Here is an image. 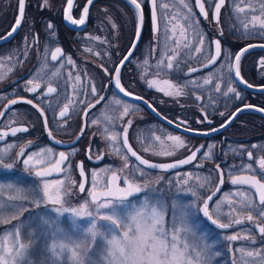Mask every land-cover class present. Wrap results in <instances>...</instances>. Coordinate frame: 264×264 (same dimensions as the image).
I'll return each instance as SVG.
<instances>
[{"label":"flooded vegetation","instance_id":"flooded-vegetation-1","mask_svg":"<svg viewBox=\"0 0 264 264\" xmlns=\"http://www.w3.org/2000/svg\"><path fill=\"white\" fill-rule=\"evenodd\" d=\"M138 2L142 4L144 20L137 39V12L128 0H93L91 5H86V0H74L72 15L75 19L81 18L84 6L89 7L84 25H73L64 18L66 0H49L47 7H42V0H25L24 19L15 32H12V28L18 18V0H0V41L11 36L8 42L0 44V113H3L13 99L32 100L33 104L43 108L48 120L45 127L44 117L37 108L25 102H17L7 111L0 120V132L21 125L27 126L28 131L19 132L15 136L8 135L7 139L0 143V151L7 149L9 145L13 146L10 159L6 161L13 164V168L7 170L0 166V179L3 176L1 174H12L16 177L15 182L20 187L23 186L31 196V186L35 183L36 176L31 167L26 169L20 162L17 153L21 147L34 150L51 148L53 158L60 152L67 155V163L76 170L77 179L74 174L71 179H75L78 185L81 176L77 165L83 162L88 176L85 192H79L80 196H83L91 187V167L107 166V170H119L123 165L120 156L110 150L103 129L108 126L110 131L121 133L127 128L133 149L150 162L171 164L188 158L192 153H196V158L191 163L168 171L147 169L139 165L135 157L125 149L129 168L122 173L118 171V175L131 178L130 174L136 166L144 168L148 174L149 191L155 189L161 200L169 203L170 199H176L179 206L184 205L188 211L189 224L197 233L206 236L210 244L213 245L214 242V247L219 245L233 253L238 246L264 243V237L260 236L255 227L256 224L264 225V217L258 216V211L264 206L258 204V197L254 196L253 190L247 186L233 185L229 175L240 173L250 163L255 168L257 159L264 156V111L256 110L264 109V66H261V61L264 60V30L257 27L244 32L236 17H248L249 10L246 9L245 13L235 12V5L241 4V0H225L219 23L213 19L212 5L217 0H203L208 11L207 19L200 13L196 0H184L191 8V13H188L180 0H156L159 25L157 32L152 22L150 0ZM162 3H167L169 8L162 9ZM249 3L259 13V6L264 0H243V5ZM166 14L167 18L177 15L179 24L187 28L186 34L190 41V47H185V41L181 39L180 46L176 48L177 58L173 61V69L161 73L159 77L160 80L168 79L173 83L186 85L185 95L180 97L165 95L164 92L157 91L156 87H149L146 82L153 78L156 64L166 51V46H173V41L165 38ZM183 16H188V20L184 21ZM177 21L172 23L176 24ZM49 23L53 25V29L46 27ZM113 24L116 25L115 28ZM200 36L203 37L204 44L201 51L195 53L192 49L197 47V39ZM95 37L99 39H94ZM215 40L221 42V55L215 64H209L214 55ZM56 47H60L65 56L58 61H52L50 55L46 59L45 50L51 52ZM246 47L248 50L240 60V76L247 82L244 83L235 76L234 71L229 72V61L226 57L227 54L235 57ZM67 56L75 61V66L66 62ZM145 61L151 65L147 69V76L144 75ZM116 68L120 71L121 85L131 95H124L115 86ZM53 69L58 73L55 80L51 78ZM38 73L42 78L39 81V91H27V88L33 87L27 81L33 79L35 83L34 78ZM77 75L81 78L80 82L74 79ZM208 78H211L212 82L205 84L204 80ZM49 82L56 88V92L51 96H42ZM217 84L220 85L219 92L215 90ZM248 84L252 87H248ZM73 85H76L75 97ZM92 85L96 87V95L91 92ZM228 86L239 93V98H236L235 93L224 95ZM158 87L167 90V86L162 83L158 84ZM100 97L103 99L96 103ZM68 100H73L74 106L70 108V115L65 118L64 123L58 113ZM117 100L121 102L119 105L115 103ZM92 104L95 106L90 107ZM124 105H127L130 111L127 116L121 118ZM233 114L235 119L226 124ZM105 116L111 118L110 125ZM94 120H99L100 123H93ZM128 120H131L130 127L127 126ZM49 129L51 136L48 135ZM169 135L181 137L186 147L179 149L172 156L153 154L158 151L159 145L155 137L159 136L170 144V141H166ZM79 136L76 144L62 145L74 142ZM149 144L153 150L144 151V147ZM89 148L91 159L88 158ZM209 149L211 158L207 155ZM248 152L253 155L251 161L247 157ZM97 156L102 158L97 159ZM220 171L224 173L222 185L218 183ZM189 173L193 179L185 185L183 181L188 179ZM66 175L64 172L61 176L46 179L54 181L64 179ZM197 176L210 178L209 184L198 189L199 199L188 191L190 188H197L194 179ZM102 177V182L109 179L106 174ZM136 179L144 185L143 177L137 176ZM119 183L124 186L122 178ZM217 186L220 188L219 192H215ZM213 192L215 195L209 201V211L214 219L217 217L215 205L223 201L226 194L247 192L254 201L253 221H247L245 218L243 224L226 229L213 225L199 210L204 199ZM143 195L144 193H141L140 196ZM66 198L65 196V200ZM80 200L79 196L72 198L75 206L80 204ZM192 201L196 203L193 204ZM227 211L225 203L219 214L220 222L228 223V217L225 215ZM233 234H240L242 237L247 235L250 238L236 241L226 239ZM252 239L255 243L251 242Z\"/></svg>","mask_w":264,"mask_h":264},{"label":"snow or ice","instance_id":"snow-or-ice-1","mask_svg":"<svg viewBox=\"0 0 264 264\" xmlns=\"http://www.w3.org/2000/svg\"><path fill=\"white\" fill-rule=\"evenodd\" d=\"M93 0H86V5H91ZM131 5L134 6L137 12L138 30L136 38H139V28L143 25V8L141 2L138 0H128ZM180 3L188 13H191L184 0H180ZM196 4L199 7L200 13L205 19L208 17V11L205 9L203 0H196ZM225 0H217L212 5L214 8L213 19L216 23H219V16L221 8L224 6ZM235 5L236 13H245L246 9L249 10L248 17L237 15V19L241 22V28L245 33L250 28L264 30V3L260 4V11L257 13V9L251 4ZM49 6V0H42V7ZM74 7V0H66V10L64 18L73 25H84L89 13V7L84 6L82 8V15L80 19H75L72 15V9ZM156 0H151V17L154 25V30L159 31V25L157 22V11H156ZM162 9H168L167 3L161 4ZM25 14V0H18V18L15 21V26L12 28V32H15L20 27L21 22L24 19ZM184 21L188 20V16H183ZM173 21H177V15H171L170 18L165 20V38L173 41V46L170 48L166 46V51L162 54L161 58L156 64V70L153 73V78L147 80L149 87H156L157 91L164 92L165 95L173 97H180L185 95L184 87L186 85L173 83L171 80L164 79L160 80L159 77L163 72H170L174 65L173 61L177 58L176 48L180 46L181 39L185 41V47H190V41L187 36V28L179 24H173ZM179 25V31L177 26ZM116 27L115 24L112 25ZM190 26V25H189ZM48 29H53V25L49 23L46 26ZM54 34V33H53ZM223 35V31H221ZM94 39H99L95 37ZM214 55L211 57L209 64H215L216 60L221 55V42L215 40L214 42ZM204 44V39L200 36L197 39V47L193 48L192 51L198 53L201 51ZM135 44L132 45V48ZM248 49L247 47L240 51L239 54L232 57L231 54H227L226 59L229 61L227 64L229 72L235 73L236 77H239L242 82L243 78L240 76V60L244 52ZM91 51V49H87ZM171 52V54H169ZM98 54V53H97ZM50 55L52 61L58 60L60 57H64L65 54L60 47H56L54 51L48 52L45 50V57ZM128 55H131L129 51ZM126 59V57H125ZM68 64L75 66V61L70 56L65 57ZM122 66V65H121ZM208 66V65H205ZM261 66H264V60L261 61ZM63 67V65H61ZM151 65L148 61H145L144 75L147 76L148 68ZM105 71H107L105 69ZM115 86L119 88L124 95H131L127 92L120 83V71L119 68L115 70ZM195 71V69H193ZM52 76L58 75L57 72L51 73ZM71 76V73H69ZM27 81L29 85L33 87L27 88L29 92H37L40 88L39 81L42 79L37 74V77ZM77 82H80L81 78L77 75L74 78ZM211 78L204 80L205 84L211 83ZM164 84L167 86V90L164 87H158V84ZM248 87H252L248 84ZM75 97L76 85H73ZM215 90L220 91V85H215ZM56 92L49 82L46 86V91L42 93V96H51ZM91 92L96 95V87L92 85ZM235 93L236 98H239V93L236 90L228 86L224 95ZM138 99H141L137 97ZM103 99L100 97L99 100ZM197 99H200L197 97ZM25 103L32 104L33 107L37 108L41 116L44 117V124L47 127V116L44 114L43 108L39 105L33 104L32 100H25ZM15 99L10 101V104H15ZM117 105L121 102L115 101ZM73 100H68L64 103L63 107L59 110V118L62 122L66 123L65 118L70 115V108L73 107ZM94 107L95 105H89ZM251 107V106H248ZM243 109H241L242 111ZM257 111H264V109H256ZM130 109L127 105L123 106V116H127ZM3 113H0L2 116ZM223 115V113H221ZM206 118V117H205ZM235 119V114L228 119L226 124H230ZM105 120L110 125L111 118L105 116ZM93 123H100L99 120H94ZM127 126H131V120L127 121ZM226 126V125H225ZM26 127L10 128V132H0V139H4L9 134L15 136L18 132H27ZM83 134V133H81ZM103 134L109 142V148L116 155L120 156L123 161V165L119 170H95L91 173V187L88 192L89 199H85L78 206H71L65 200V196L70 194L71 186L76 185L75 180L70 179L71 164L65 163L68 157L65 153L60 152L56 158L52 156V149H42L36 153L29 154L25 157L26 149L21 147L17 153V158H22V163L25 168L31 167L36 177L40 178V184L31 190V196L26 194L25 189L20 187L18 184L14 185L12 182L0 181V224L11 223L12 220L19 219L24 212L29 211L27 201L34 208L43 207L42 212L34 214V223H36L39 230L37 231L29 229L25 235L28 237V242L22 240L21 233L24 228V224L13 225L11 231H5L0 236V264H208L207 249L197 250L190 247L187 235L189 232L187 224L186 211H177L175 202H173V219L171 224L165 222L166 209L161 202L157 190L152 189L149 191L147 184L149 183L148 174L144 168L139 165L145 166L147 169H161L168 171L172 168L180 167L184 164L191 163L196 158V153H192L186 159L177 161L171 164H155L149 160L142 158L133 150L131 144L128 142L127 128L121 133L110 131L109 127L106 126L103 129ZM48 135L51 136L52 132L49 129ZM156 141H159L158 151L153 154L162 156L175 155L176 151L186 147L184 140L179 136H167L166 141H170L167 144L165 140H161L159 136L155 137ZM31 142H29L30 144ZM59 143V141H57ZM141 143H143L141 141ZM13 146L9 145L7 149L0 151V166L3 169L10 170L13 168V164L5 163V159L8 157L10 150ZM131 153L132 157L139 162V165L133 169L130 176L118 175V171L122 173L125 169L129 168L128 156L125 153ZM152 145L144 147V151H152ZM91 159V148L88 150ZM47 154V159L45 158ZM208 158H211V149L208 150ZM248 159L251 161L253 155L251 152L247 153ZM102 156H97V159H101ZM79 174L82 177V182L78 185L79 192H85V185L88 183V177L85 174L83 162L77 165ZM219 169V165H217ZM66 172L69 175L65 176L64 179H57L49 181L46 178L52 176L54 173ZM101 172L109 176L107 182H102L100 179ZM231 183L233 185L247 186L253 190L255 197H258V204L264 206V156H260L256 161V167L253 164H247L244 169L238 174H231ZM144 178V185L142 186L136 177ZM220 185L223 184V171L219 173ZM123 179L124 186H120V179ZM193 176L191 173L188 174V179L183 181V184H188L189 180H192ZM197 188L188 189L192 196L198 197V189L205 187L206 184L210 183L208 177H195ZM65 180L69 183L66 185ZM157 183L159 180L156 181ZM5 189L8 190L5 196ZM99 189V190H98ZM220 188L217 186L215 192H219ZM207 196L204 199L202 207L199 209L203 212V215L207 217L213 225L218 228L226 229L233 225H240L244 223L245 218L247 221H253L252 215L253 210V198L248 195L247 192H236L231 195L226 194L223 201L216 203L215 208L217 217L214 219L212 213L209 211V201L212 200V196ZM139 193H144L138 200L131 201L130 197L136 196ZM17 203H9V202ZM193 204L196 201H192ZM226 203L228 207L225 215L228 217V223L220 222L219 214L221 212L222 205ZM51 205V207H49ZM7 212V215L5 213ZM194 214V213H193ZM235 214V218H233ZM258 216L264 217V207H261L258 211ZM33 219V217H29ZM65 221L68 224V230L65 231L63 224ZM104 222V223H101ZM255 227L258 229L260 236L264 237V225L256 224ZM250 237L240 234H233L226 237L229 241H236L238 239H249ZM41 241V259L34 261L31 258L30 248L32 244L37 240ZM255 243V240H251ZM95 246L96 251L93 252ZM214 246L210 245L209 247ZM241 257L252 258L253 264L259 259L260 264H264V252L259 250H245L239 249ZM92 253V255H89ZM219 255V252L213 253ZM99 256V259H93L95 256Z\"/></svg>","mask_w":264,"mask_h":264},{"label":"rangeland","instance_id":"rangeland-1","mask_svg":"<svg viewBox=\"0 0 264 264\" xmlns=\"http://www.w3.org/2000/svg\"><path fill=\"white\" fill-rule=\"evenodd\" d=\"M53 72H55L54 69H53L52 73ZM56 77H57V75L56 76H52L51 75V78L53 80H55ZM42 149H47V148L42 147L41 149L37 148L36 150H34V149H26L25 157L27 155H29V154L36 153V152H38V151H40ZM10 156H11V154L9 153L8 157L5 159V163H7L6 161H8L7 160L8 158L10 159ZM45 158L46 159L48 158L47 154H45ZM22 159H23V157L20 158V162L21 163H22ZM72 168L73 167H71L70 179H71V176L73 174L76 177V170L74 171ZM107 168H108L107 166L101 167V168L91 167V169L89 170L90 178H91V173H92L93 170H95L97 172H100V170H102V169L107 170ZM1 175H3V176L0 179V181L12 182L14 185L18 184V183L15 182V178L16 177H13L12 174H9V175L1 174ZM67 175H69V173H67ZM104 175H105V173L101 172L100 179L103 178L102 176H104ZM76 179H77V177H76ZM47 180H49V179H47ZM71 180H75V179H71ZM65 183L68 184L69 181L65 180ZM39 184H40V179L36 177L35 183L33 184V186H31V190L33 188H35L36 186H38ZM90 185H91V181H90ZM22 188H23V186H22ZM26 189H28V187H26ZM7 192H8V190L5 189V196L7 195ZM88 192H89V189L87 190V192L83 196H80L79 190H78V183H76L75 186H71V192H70V194L66 195V197H67L66 201H67V203L69 205L75 206V203L73 204L72 198H75L76 196L77 197L78 196L81 197V200H80V203H81L85 199H89ZM26 194H28V193H26ZM136 200H138V198L135 199V200H132V201H136ZM161 202L163 203V205H164V207L166 209V212H165V222H166V224L170 225L171 222H172V219H173V202H175L177 211H186L187 224H188V228H189V232H188V235H187L188 243H189L190 247L195 248L197 250H201V249H205V248L207 249L208 264H253L252 258H248V257L242 258L241 257V253L239 252V249L243 248L245 250H261V252H264V250H263L264 249V243H262V242H258L256 244L249 245V246H247V245L238 246L236 249H234L232 251L233 253H231L230 251L226 250L222 246L219 247V245L218 246L216 245V247H214V246L209 247L212 244L209 243L207 237L197 233L192 228V226L189 224L188 211H187L186 208L183 207L184 205L183 206H179V201L176 200V199L175 200L170 199L169 203L166 200L165 201L161 200ZM9 203H17V202L13 201V202H9ZM24 203L27 204L29 211L24 212L23 215L19 217V219L12 220L11 223L0 224V236H2L5 233V231H11L12 228H13V225H18V224H21V223L24 224V228L22 229L21 237H22V240H24L25 242H28V240H26L27 236L25 235V233L29 229L35 230V231H37V234H39V230L37 228V225H36V223H34V214L37 213V212H42L44 209H43V207L34 208L27 201H25ZM49 207H51V205H49ZM5 215H7V212L5 213ZM29 217H33V219H29ZM101 223H104V222H101ZM63 228L65 229V231L68 230V224H67L66 221L63 224ZM238 242H240V241H238ZM215 244H218V243L215 242ZM95 251H96V248L94 246L93 247V252H95ZM215 252H219V255H214L213 253H215ZM30 254H31V258L34 261L38 262L39 259H41V241H40V239H37L32 244V246L30 248ZM89 255H92V253H90ZM93 259H99V256L97 255V256L93 257ZM255 264H260L259 259H257Z\"/></svg>","mask_w":264,"mask_h":264},{"label":"water","instance_id":"water-1","mask_svg":"<svg viewBox=\"0 0 264 264\" xmlns=\"http://www.w3.org/2000/svg\"><path fill=\"white\" fill-rule=\"evenodd\" d=\"M150 3H151V0H150ZM76 28V27H75ZM11 39V36H9V37H6V38H4L3 40H1L0 41V44H2V43H5V42H8L9 40ZM54 51V50H53ZM61 58V57H60ZM59 58V59H60ZM58 59V60H59ZM127 59H128V57H127ZM58 60H56V61H58ZM126 61V60H125ZM16 101L17 102H24L25 101V99H16ZM12 105L13 104H8L6 107H5V109H4V111H3V115L1 116V118H0V120L3 118V116L7 113V111L12 107ZM157 114V113H156ZM158 115V114H157ZM159 116V115H158ZM48 125V124H47ZM20 127H26V128H28L27 126H24V125H21V126H15V127H13V128H20ZM8 132H10V130H8ZM19 133V132H18ZM9 135H11V134H9ZM12 136V135H11ZM7 139V137H5L4 139H0V143L1 142H4L5 140ZM79 139H80V136H79V138H77L74 142H72V143H70V144H62L63 146H72V145H74V144H76L78 141H79ZM128 142H129V144H131L130 143V141H129V139H128ZM132 146V145H131ZM133 148V147H132ZM134 150V149H133ZM64 153V152H63ZM138 154V153H137ZM139 155V154H138ZM67 156V155H66ZM142 157V156H141ZM143 158V157H142ZM145 159V158H144ZM68 161V160H67ZM67 161L65 162V163H67ZM80 163V162H79ZM151 163H153V162H151ZM78 171H79V169H78ZM85 171V170H84ZM64 172H60V173H54L52 176H50V177H57V176H61L62 174H63ZM85 174H86V176H87V173H86V171H85ZM88 177V176H87ZM82 182V177H81V181H80V183ZM120 182V181H119ZM86 187H87V184L85 185V189H86ZM123 187V186H122ZM141 195V193H139V194H137L136 196H132V197H130L129 198V200L130 199H133V198H136V197H138V196H140Z\"/></svg>","mask_w":264,"mask_h":264},{"label":"trees","instance_id":"trees-1","mask_svg":"<svg viewBox=\"0 0 264 264\" xmlns=\"http://www.w3.org/2000/svg\"><path fill=\"white\" fill-rule=\"evenodd\" d=\"M26 240H28V237H27V239Z\"/></svg>","mask_w":264,"mask_h":264}]
</instances>
